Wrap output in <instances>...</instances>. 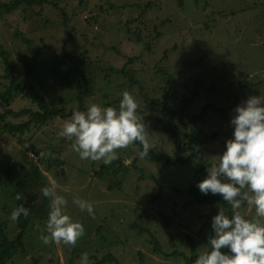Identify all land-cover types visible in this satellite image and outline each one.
Segmentation results:
<instances>
[{
	"label": "rangeland",
	"instance_id": "374dc122",
	"mask_svg": "<svg viewBox=\"0 0 264 264\" xmlns=\"http://www.w3.org/2000/svg\"><path fill=\"white\" fill-rule=\"evenodd\" d=\"M44 1L34 6L23 3L10 14L0 10V43L13 62L8 72L0 56V92L16 79L33 85L51 106H60L65 99L68 115L44 124L29 115L9 117L13 123L33 122L23 135L0 130V162L12 165L17 178L26 173L22 165L37 163L42 184L56 182L57 192L68 200L69 214L82 222L85 234L74 246L44 244L40 236L46 234L47 217L33 212L26 229V252L19 251L6 264L35 260L79 264L84 252L89 264L109 254L116 260L104 264H142L140 253L144 264H187L193 247L199 254L209 249L212 217L219 209L229 215L222 203L201 205L192 192L201 158H206L207 168L218 163L233 134L230 119L235 107L249 96H264V0ZM22 36L33 44L29 46ZM32 47L38 51L37 72L30 76L25 59L32 58ZM68 55L86 73L87 87L81 93V74L73 71ZM132 57L136 60L127 64ZM124 68L132 80L112 71ZM125 90L138 101L137 113L153 142L150 151L180 154L175 138L164 130L169 119L162 109L176 113L182 144L189 141L186 135L191 129L200 137L216 134L215 139L196 145L201 157L188 164L154 162L152 155L140 158V149L133 144L118 149L119 159L109 165L82 160L72 148L74 138L59 135L63 123L74 110L85 111L92 103L107 107L117 101L118 107ZM195 92L198 96L192 100ZM207 104L219 110L209 109L204 122L191 123ZM7 107L40 110L24 91H14L8 105L0 98V111ZM2 193L0 179V201ZM73 197L93 202L94 215L81 212ZM239 211L264 223L254 207L242 205ZM4 216L0 206V217ZM9 217L8 211L6 233L13 239L20 228ZM157 245L160 251L155 250Z\"/></svg>",
	"mask_w": 264,
	"mask_h": 264
},
{
	"label": "clouds",
	"instance_id": "9594fccd",
	"mask_svg": "<svg viewBox=\"0 0 264 264\" xmlns=\"http://www.w3.org/2000/svg\"><path fill=\"white\" fill-rule=\"evenodd\" d=\"M137 109L135 96L125 90L118 107L92 103L85 111L74 110L59 135L74 138L72 148L82 160L109 165L119 159L118 149L136 142L141 146L138 155L144 158L153 142ZM230 124L233 134L225 141L219 162L207 168L206 177L197 187L204 194H220L230 204L231 215L219 209L212 217L210 247L196 257L194 264H264V223L239 211L246 205L254 207L257 217H264V96L252 95L238 104ZM41 192L49 198L46 234L40 236L41 241L74 246L85 234L84 225L71 217L68 200L57 192L54 180ZM72 203L81 212L94 215L93 202L73 197ZM21 215H29L23 205L14 208L9 218L16 222ZM79 264H89L87 252L81 254Z\"/></svg>",
	"mask_w": 264,
	"mask_h": 264
},
{
	"label": "trees",
	"instance_id": "16d2710c",
	"mask_svg": "<svg viewBox=\"0 0 264 264\" xmlns=\"http://www.w3.org/2000/svg\"><path fill=\"white\" fill-rule=\"evenodd\" d=\"M182 0H180L181 2ZM44 0H13L10 2H0V10H3V12L10 14L11 12H14L23 3H26L28 6H34L35 4H44ZM23 40L30 46L33 44L32 40L29 38H26L25 36H22ZM140 44H144L143 41L140 40ZM32 58H26V69L27 74L32 76L35 75L37 72V57H38V51L32 47ZM0 56L4 60V62L7 65L8 72H11V67L13 65V62L11 61V55L8 50L4 48V46L0 43ZM69 59L72 63V67L74 68L73 71L78 72L81 74V79L79 81V88L78 90L83 92L85 88L87 87L86 83V73L79 69V67L76 64V59L71 57L70 55ZM136 60V57L129 58L127 61V64H130ZM126 64V66H127ZM114 73H123L126 76H128L129 80H132L133 77L130 76L129 71L126 72L125 68L121 71H118L117 69H112ZM14 91H24L27 96L30 97V99L38 104L39 111L34 112L31 109H22L20 111H15L12 108H6L4 111H0V130L3 132L8 133L9 135L16 136L17 134H25L26 131H28L32 125L33 120L29 119L23 123H13L12 121L7 120L9 117L14 118H20L26 115H29L30 117L36 119L37 121L44 124L47 122V120H54L58 117L65 118L68 113L66 111V105L67 101L65 99L61 100L60 106H51L47 99L44 97L41 92H39L33 85H25L18 83L15 79L14 82L7 88L6 91L0 92V98L7 103H11V101L14 98ZM198 96V93L195 92L192 100L195 99ZM117 101H110L107 106H113L117 107ZM156 105H158V101L156 100ZM219 110L217 109L213 104H207L204 107L203 113L199 116L193 117L191 120V123H196L197 121L204 122L205 118L208 117V110ZM163 116L169 119V125L164 127V130L171 134L175 138L176 147L180 154H178V157H171L169 155L160 154L156 150H152L148 153L147 156L152 155L151 160L154 162H165L170 165H180V164H188L192 162L194 159H198L201 157V151L196 149V145L198 144H204L210 140H214L216 137V134L207 135L204 137H200L198 133L195 131V129H191L190 133L186 135V137L189 139L188 142L181 143L180 134L178 132L177 126H175V117L176 113L172 111H168L167 109H162ZM133 145L137 146L139 149L141 148L140 144L138 142L134 143ZM191 151L192 153L185 158L183 156L184 152ZM25 159L30 161V157L28 154L24 155ZM202 166L199 169V177L198 180L195 182L194 187L192 189V192L196 194V199L199 202V204H220L222 203L229 212V215H231V206L228 202L223 201L218 196H211L209 194L201 195L199 188L197 187V184L199 181L203 180L207 175V165H206V158H201ZM32 164L28 167H24L22 165V169L24 170L26 168V173L24 177L17 178L14 175L13 166L10 165H4L0 162V166L4 169V173L1 176V183L3 186V193L2 198L0 201V206L2 207L3 211L7 216L0 217V264H6L10 259L14 257L16 253L19 251L26 252V229L29 227L32 213H37V217L46 218L48 216L49 212V198H46L43 196L42 192L39 193L40 189L47 185L46 183L42 184V182H45L43 179V172L41 171L39 165L35 162L30 161ZM118 162V161H117ZM108 166H104V169H106ZM43 180V181H42ZM42 185V186H41ZM17 196L20 198L17 199ZM40 196L42 198H40ZM39 199V200H38ZM23 205L24 207L29 209V215L27 217H24L21 215V217L17 220L18 226L20 228V231L15 235L13 239H9L6 233V229L8 228L7 219H8V211L11 213V211L16 208L17 206ZM2 219L5 220L2 221ZM156 251H160V247L157 245L155 248ZM224 251H227L224 249ZM199 255L197 252V249L195 247L192 248L191 255L186 256L187 264H194V261L196 257ZM140 259L141 263L144 264L145 256L143 253H140ZM116 260L115 257L111 254L104 256L101 260L97 261L95 264H104L106 261H113ZM34 264H39L38 260H35Z\"/></svg>",
	"mask_w": 264,
	"mask_h": 264
},
{
	"label": "water",
	"instance_id": "95a60500",
	"mask_svg": "<svg viewBox=\"0 0 264 264\" xmlns=\"http://www.w3.org/2000/svg\"><path fill=\"white\" fill-rule=\"evenodd\" d=\"M64 172V170H62Z\"/></svg>",
	"mask_w": 264,
	"mask_h": 264
}]
</instances>
